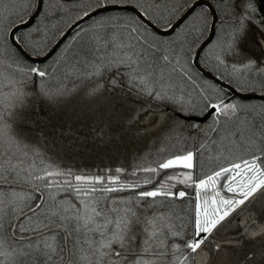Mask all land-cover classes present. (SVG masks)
Masks as SVG:
<instances>
[{
    "label": "snow or ice",
    "instance_id": "1",
    "mask_svg": "<svg viewBox=\"0 0 264 264\" xmlns=\"http://www.w3.org/2000/svg\"><path fill=\"white\" fill-rule=\"evenodd\" d=\"M200 3L0 0V264H264V0ZM128 6L135 16L79 27ZM66 28L75 35L51 65L29 62ZM201 59L216 83L193 70ZM81 73L107 101L87 123L61 110L64 81ZM22 126L65 154L161 146L133 166L37 168Z\"/></svg>",
    "mask_w": 264,
    "mask_h": 264
},
{
    "label": "trees",
    "instance_id": "2",
    "mask_svg": "<svg viewBox=\"0 0 264 264\" xmlns=\"http://www.w3.org/2000/svg\"><path fill=\"white\" fill-rule=\"evenodd\" d=\"M211 2H214V0H210ZM200 7H204V5H199L196 9V11L200 10ZM110 15H126V16H135L136 14L128 9H109L107 11L100 12L90 19L82 22L79 24L80 28H85L89 24H91L94 20L99 19L103 16H110ZM40 22V16H37L35 21L32 23L31 26L27 28L34 27L37 23ZM146 26L149 28L150 31H153L152 28L145 22ZM160 28L159 25L155 24ZM183 27V25H180ZM219 25L217 24V28ZM26 28L21 29V31L25 30ZM67 29V28H66ZM65 29V30H66ZM78 30V29H76ZM179 28L177 29V31ZM208 33L205 34V37ZM75 35V31H71L67 38L64 40V42L60 45V47L56 50V52L49 57L46 61L42 63H35L40 67H48L53 63V61L56 59L57 56L61 54V52L65 49V47L68 45L69 41L72 40V37ZM161 38L163 39H171V34L169 35H161ZM59 38L57 36L54 40L52 45L55 43V41ZM215 37L213 36L212 40H214ZM50 45V47L52 46ZM204 51H207V48L204 49ZM71 55V54H70ZM204 52H201V57H203ZM36 56V55H34ZM30 62V61H29ZM33 63V62H30ZM200 64L203 65V59H201ZM206 68V67H204ZM208 71H210L208 68H206ZM193 70L198 72V74L201 76L202 79H207L213 83L211 79L205 77L202 75L193 65ZM211 72V71H210ZM214 74V73H212ZM215 75V74H214ZM37 83L30 85V87H37L38 86V78ZM64 86L66 88L67 94L62 98L63 103L61 106V110L68 114L69 116H72L75 119L76 123H87L88 118L92 115V112L102 108L107 103L106 101V94L100 95L96 94L95 96L90 95L91 87H92V81L91 79L84 73H81L78 76H73L69 79H66L64 81ZM221 87V86H220ZM230 96H233L235 98V95L232 94L230 91L224 89ZM251 103H258V101L253 98L251 101H247ZM51 109H49L50 111ZM162 110L166 111L168 115H173L171 106L169 105H163ZM211 123V117H209L205 121H201L202 127H207ZM25 133H27L28 140L32 144L34 148L39 149V155L31 156L30 159L33 160L37 166V168L40 167H48L51 166L53 168H63L68 169L71 168L73 171H103V169L108 167H116L121 165H127V166H133L137 163H139V157L140 156H148L149 153H151L152 157L154 158L156 155V149L157 147H160L161 145L153 144V140L157 139L156 137H152V139L147 140H140V141H133V142H127L125 141L122 144L116 145L115 148L110 147L106 152H102L100 154H96L93 152H90L88 150H79L77 152H73L71 154H65L64 150L62 149V146L59 142H53L52 138L49 137V141L43 144H37L36 141L38 139L35 132L31 131L27 126H22ZM187 135V133H185ZM202 138V137H201ZM185 147H191V142L188 143V145H185L182 142H174L173 145H170V150L176 151V150H183ZM2 152V150H0ZM128 179H131V177H127Z\"/></svg>",
    "mask_w": 264,
    "mask_h": 264
},
{
    "label": "water",
    "instance_id": "3",
    "mask_svg": "<svg viewBox=\"0 0 264 264\" xmlns=\"http://www.w3.org/2000/svg\"><path fill=\"white\" fill-rule=\"evenodd\" d=\"M201 2H203V3H200L199 5H204V6H206L207 3H212L210 0H201ZM109 9H128V10L133 11V9H132L131 6L124 7V8H113V7H110ZM109 9H108V10H109ZM100 12H103V10H97V11H96L91 17H93L94 15H96V14H98V13H100ZM133 12H134V11H133ZM134 13H135V12H134ZM135 14H136V13H135ZM37 16H38V15H37ZM37 16H36V18H37ZM91 17H90V18H91ZM36 18H35V19H36ZM90 18H86V20H88V19H90ZM35 19H34V20H31L27 26H22L21 29H23V28H27V27L31 26L32 23L35 21ZM86 20H85V21H86ZM82 22H84V21H80L79 24H81ZM145 22H146V23L152 28L153 31H156L158 34L164 35L162 29L159 28L158 26H156L154 23L148 21L147 19H145ZM65 32L67 33V36H68L69 33H70L71 31H70L69 29H66ZM209 37H210V38H209ZM208 38H209V40H211V39L213 38L211 32H208L207 36H206L204 39L207 40ZM60 39H61V37H59V38L55 41V43H54L50 48L55 47L56 43H57ZM64 40H65V39H64ZM60 45H61V44H60ZM57 49H58V48H57ZM57 49H56V50H57ZM55 52H56V51H55ZM55 52H54V53H55ZM54 53H52V55H53ZM52 55H51V56H52ZM51 56H49V57H51ZM49 57H48V58H49ZM48 58H45L43 55H40V56H34V55H32V56L30 57V60H29V61L38 64V63H42V62L46 61ZM193 65H194V67L197 69V67H196L194 61H193ZM200 68L203 69V71H200V69H197V70H198L202 75L205 76V73H208L205 77L211 79L212 81H214V82L216 83V81H215V79H214V76H215L214 74H212L210 71H208L206 68H204L201 64H200ZM219 86H221L222 88H224V89L230 91L232 94H234L232 88H230V87L227 85V82H226V81H220V82H219ZM234 95H236V94H234ZM240 95H243V94H240ZM201 121H205V119L201 118Z\"/></svg>",
    "mask_w": 264,
    "mask_h": 264
}]
</instances>
